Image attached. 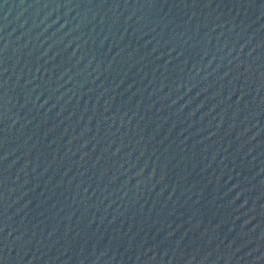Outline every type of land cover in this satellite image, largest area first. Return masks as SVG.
<instances>
[{"label": "water", "instance_id": "95a60500", "mask_svg": "<svg viewBox=\"0 0 264 264\" xmlns=\"http://www.w3.org/2000/svg\"><path fill=\"white\" fill-rule=\"evenodd\" d=\"M0 264H264V0H0Z\"/></svg>", "mask_w": 264, "mask_h": 264}]
</instances>
